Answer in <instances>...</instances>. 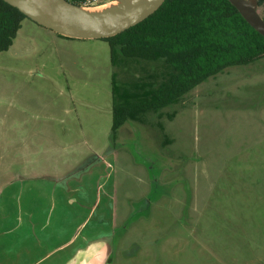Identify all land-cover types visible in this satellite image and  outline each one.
Returning a JSON list of instances; mask_svg holds the SVG:
<instances>
[{
  "label": "rangeland",
  "instance_id": "rangeland-1",
  "mask_svg": "<svg viewBox=\"0 0 264 264\" xmlns=\"http://www.w3.org/2000/svg\"><path fill=\"white\" fill-rule=\"evenodd\" d=\"M53 33L26 18L0 51V187L66 178L102 156L116 180L115 264H264V58L114 135L112 81L148 88L170 69L121 54L113 63L104 40Z\"/></svg>",
  "mask_w": 264,
  "mask_h": 264
},
{
  "label": "trees",
  "instance_id": "trees-1",
  "mask_svg": "<svg viewBox=\"0 0 264 264\" xmlns=\"http://www.w3.org/2000/svg\"><path fill=\"white\" fill-rule=\"evenodd\" d=\"M257 2L259 6L264 0ZM26 18L16 6L0 0V51L9 49ZM100 39L107 42L113 63L121 54L127 59L162 61L170 69L165 80L148 88H120L112 81L114 135L126 120L177 102L227 67L264 58V36L229 0H164L142 21Z\"/></svg>",
  "mask_w": 264,
  "mask_h": 264
},
{
  "label": "crops",
  "instance_id": "crops-1",
  "mask_svg": "<svg viewBox=\"0 0 264 264\" xmlns=\"http://www.w3.org/2000/svg\"><path fill=\"white\" fill-rule=\"evenodd\" d=\"M105 162L100 156V164L66 178L18 176L5 182L0 264H115L119 210L116 180Z\"/></svg>",
  "mask_w": 264,
  "mask_h": 264
},
{
  "label": "water",
  "instance_id": "water-1",
  "mask_svg": "<svg viewBox=\"0 0 264 264\" xmlns=\"http://www.w3.org/2000/svg\"><path fill=\"white\" fill-rule=\"evenodd\" d=\"M5 1L16 6L34 22L72 38L113 36L142 21L164 2V0H112L111 3L119 2L102 9L90 10L69 0ZM229 1L251 26L264 36V18L258 11L257 0Z\"/></svg>",
  "mask_w": 264,
  "mask_h": 264
},
{
  "label": "built area",
  "instance_id": "built-area-1",
  "mask_svg": "<svg viewBox=\"0 0 264 264\" xmlns=\"http://www.w3.org/2000/svg\"><path fill=\"white\" fill-rule=\"evenodd\" d=\"M69 1H72V0H69ZM77 1L80 2V5L82 7L92 8V7H96L98 5H103V4L110 2L112 0H77Z\"/></svg>",
  "mask_w": 264,
  "mask_h": 264
},
{
  "label": "bare ground",
  "instance_id": "bare-ground-1",
  "mask_svg": "<svg viewBox=\"0 0 264 264\" xmlns=\"http://www.w3.org/2000/svg\"><path fill=\"white\" fill-rule=\"evenodd\" d=\"M70 2H72V1H70ZM72 3H74V2H72ZM75 4H77V3H75ZM79 5V4H78ZM81 6V5H80ZM92 8H94V7H92ZM92 8H89V9H92ZM86 9H88V8H86Z\"/></svg>",
  "mask_w": 264,
  "mask_h": 264
}]
</instances>
